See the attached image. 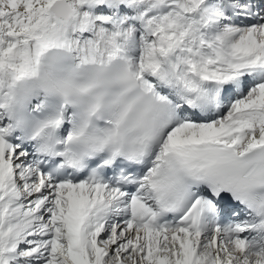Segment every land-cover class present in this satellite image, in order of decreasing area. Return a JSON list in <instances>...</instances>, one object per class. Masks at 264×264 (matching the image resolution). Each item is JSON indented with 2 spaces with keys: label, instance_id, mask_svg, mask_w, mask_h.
I'll list each match as a JSON object with an SVG mask.
<instances>
[{
  "label": "snow or ice",
  "instance_id": "snow-or-ice-1",
  "mask_svg": "<svg viewBox=\"0 0 264 264\" xmlns=\"http://www.w3.org/2000/svg\"><path fill=\"white\" fill-rule=\"evenodd\" d=\"M0 264H264V0H0Z\"/></svg>",
  "mask_w": 264,
  "mask_h": 264
}]
</instances>
